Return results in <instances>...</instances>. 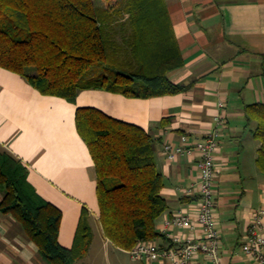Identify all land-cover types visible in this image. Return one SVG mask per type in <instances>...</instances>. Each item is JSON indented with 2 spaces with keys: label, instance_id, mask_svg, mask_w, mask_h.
<instances>
[{
  "label": "crops",
  "instance_id": "obj_1",
  "mask_svg": "<svg viewBox=\"0 0 264 264\" xmlns=\"http://www.w3.org/2000/svg\"><path fill=\"white\" fill-rule=\"evenodd\" d=\"M165 1L184 63L168 72L167 78L186 86L184 92L143 99L89 89L69 102L42 95L24 78L0 68V149L27 167L28 182L61 211L58 242L62 247L71 248L85 208L93 235L90 252L96 233L104 247L113 245L99 221L95 167L76 129V110L95 108L143 129L155 139L156 166L164 181L161 193L168 204L156 221L162 237L154 243L163 250L176 248L172 236L181 241L202 236L199 226L193 231L164 230V221L177 211L195 217L200 155L194 150L169 163L163 147L166 143L179 146L182 135L200 140L217 128L214 200L220 263L261 264L244 253L242 245L254 216L264 210V174L256 165L260 144L252 136L253 124L246 121L244 110L264 104V0ZM219 103L224 105L221 110ZM220 114L224 120L217 125ZM259 230L264 235V223ZM87 256L77 264H90ZM198 260L202 262L203 256ZM0 264H45L20 225L2 213Z\"/></svg>",
  "mask_w": 264,
  "mask_h": 264
},
{
  "label": "trees",
  "instance_id": "obj_2",
  "mask_svg": "<svg viewBox=\"0 0 264 264\" xmlns=\"http://www.w3.org/2000/svg\"><path fill=\"white\" fill-rule=\"evenodd\" d=\"M183 64L165 0H0V68L42 95L69 102L89 89L128 98L175 95L187 87L167 73ZM92 67L97 70L88 73ZM244 110L260 144L256 165L264 174V104ZM75 124L94 163L104 237L126 252L139 241L162 237L156 221L168 204L155 139L91 107L76 110ZM27 175L25 165L0 149V213L20 225L45 264H77L93 239L87 211L82 209L71 248L62 247V213Z\"/></svg>",
  "mask_w": 264,
  "mask_h": 264
},
{
  "label": "built area",
  "instance_id": "obj_3",
  "mask_svg": "<svg viewBox=\"0 0 264 264\" xmlns=\"http://www.w3.org/2000/svg\"><path fill=\"white\" fill-rule=\"evenodd\" d=\"M220 110L224 105L219 103ZM224 118L220 114L215 118L217 125H222ZM220 131L215 128L206 137L190 141L186 135L180 137L179 146L166 143L163 154L166 160L174 162L181 155H189L196 150L200 155L197 163L199 201L196 204L195 217L181 210L172 214L164 221V230L171 228L189 229L193 231L196 226L201 228L202 236L199 239L187 238L184 241L176 236L172 240L176 248L163 249L154 242L139 241L127 254L136 264H221L220 245L221 236L216 221V203L214 200L215 180L217 169L215 157L219 148L218 138ZM192 193V191H188ZM264 223V210H259L253 218L246 242L242 250L264 264V235L260 228ZM203 256V261L198 256Z\"/></svg>",
  "mask_w": 264,
  "mask_h": 264
},
{
  "label": "rangeland",
  "instance_id": "obj_4",
  "mask_svg": "<svg viewBox=\"0 0 264 264\" xmlns=\"http://www.w3.org/2000/svg\"><path fill=\"white\" fill-rule=\"evenodd\" d=\"M96 70L97 68L92 67L88 70V73H93ZM87 257L90 264H136L127 253L113 246L109 249L104 247L97 233L94 238V244Z\"/></svg>",
  "mask_w": 264,
  "mask_h": 264
}]
</instances>
